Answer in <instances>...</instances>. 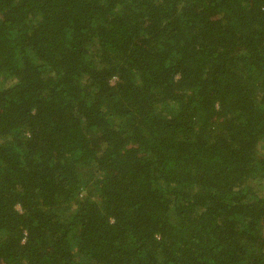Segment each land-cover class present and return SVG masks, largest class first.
Masks as SVG:
<instances>
[{
	"label": "trees",
	"instance_id": "16d2710c",
	"mask_svg": "<svg viewBox=\"0 0 264 264\" xmlns=\"http://www.w3.org/2000/svg\"><path fill=\"white\" fill-rule=\"evenodd\" d=\"M0 264H264V0H0Z\"/></svg>",
	"mask_w": 264,
	"mask_h": 264
}]
</instances>
